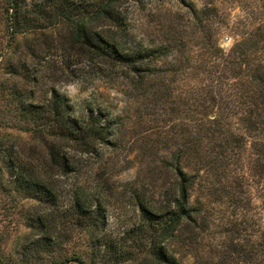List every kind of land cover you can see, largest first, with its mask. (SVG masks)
Masks as SVG:
<instances>
[{
    "label": "rangeland",
    "instance_id": "374dc122",
    "mask_svg": "<svg viewBox=\"0 0 264 264\" xmlns=\"http://www.w3.org/2000/svg\"><path fill=\"white\" fill-rule=\"evenodd\" d=\"M183 1L182 4L179 0H132L125 4L127 46L173 48L171 57L154 63L157 74L138 89L131 82L104 72L108 67L83 57L61 26L13 35L5 1L0 0V150L10 148L14 156L22 159L26 153L39 149L32 137L17 130L19 117L9 106L8 92L2 93V89L10 86L27 96L34 93V104L43 102L48 92L54 90L75 106L100 108L115 126L112 145L98 147L97 157L72 154L82 165L76 177L53 179L63 191L72 186L100 192L104 208L100 229H78L64 221L52 229V208L23 199L3 182L0 185L3 264H47L52 259V248L40 247L37 242L46 238L52 246V236L58 238L54 243L55 255L68 260L65 264H153L151 248L154 244L159 248V241L151 229L141 225L138 206L140 202L162 206L166 192L173 187L174 175L167 163L184 148L182 121L196 116L186 113L181 105L183 95L190 93L194 98L198 87V79L187 68L195 60L208 61V34L214 33V27L209 32L207 28L205 33H197L188 8H214L220 29L212 38L224 52L243 35L264 24V0ZM176 67L183 68L188 75L175 77L171 71ZM172 107L182 113L172 114ZM181 162L186 173L195 172L191 157ZM32 166L38 174L43 168L35 163ZM45 180L52 188V178ZM207 181L208 188L200 180L189 192V206L200 214L197 225L184 227L170 247L179 264H208V243L221 242L222 236L216 233L233 219L236 205L230 196L222 195L218 186L211 185L214 179ZM244 189L241 205L245 206L238 208L236 216L246 213L264 233L262 186L250 181ZM42 215H47L50 221L42 231L28 227L27 217Z\"/></svg>",
    "mask_w": 264,
    "mask_h": 264
},
{
    "label": "trees",
    "instance_id": "16d2710c",
    "mask_svg": "<svg viewBox=\"0 0 264 264\" xmlns=\"http://www.w3.org/2000/svg\"><path fill=\"white\" fill-rule=\"evenodd\" d=\"M4 1L13 35L61 26L83 57L108 67L104 72L115 74L138 89L157 74L154 63L168 59L173 53L170 45L153 49L127 46L123 10L132 0ZM188 10L197 33L203 34L207 28L209 32L212 27L214 33L208 34V61L195 60L187 68L198 79V87L194 98L190 93L183 95L181 105L186 113L196 116L182 121L183 151H178L167 163L174 175L173 187L166 192L162 206L157 208L142 202L138 206L141 225L151 229L159 241V248L152 245L150 257L153 264H179L170 247L184 227L197 225L200 215L189 206V192L196 181L204 180L208 188L207 180L214 179L211 185L218 186L222 195H229L236 206L233 219L216 233L222 236L221 242L208 243V264H264V233L245 212L241 217L236 216L245 206L241 205L242 195L250 181L260 184L264 191V24L243 35L224 52L212 38L220 29L214 8L189 7ZM171 73L175 77L188 75L181 67ZM3 90L8 92L9 106L19 117L17 130L32 137L39 149L20 159L12 149L3 147L0 185L4 182L5 187L23 199L52 208V229L61 221L78 229H100L104 212L100 192L72 186L63 191L53 179L76 177L81 172L82 165L72 154L97 157L98 147L112 145L113 120L100 108L75 106L54 90L38 104L33 103L34 93L27 96L11 86L2 89V93ZM170 112L182 113L173 107ZM185 157H191L196 165L193 174L186 173L182 166ZM32 163L43 167L39 174ZM46 177L52 178V188ZM26 223L29 228L42 231L50 221L47 215H42L27 217ZM57 241L52 236V246L46 238L37 242L40 247L52 248V259L47 264L68 262L55 255ZM0 264H3L1 257Z\"/></svg>",
    "mask_w": 264,
    "mask_h": 264
}]
</instances>
